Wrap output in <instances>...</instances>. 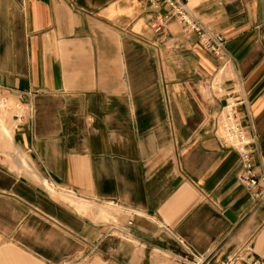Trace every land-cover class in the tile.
<instances>
[{"label": "crops", "instance_id": "obj_1", "mask_svg": "<svg viewBox=\"0 0 264 264\" xmlns=\"http://www.w3.org/2000/svg\"><path fill=\"white\" fill-rule=\"evenodd\" d=\"M187 4L227 62L146 0H0V264H264V199L211 121L240 101L264 176V0Z\"/></svg>", "mask_w": 264, "mask_h": 264}, {"label": "built area", "instance_id": "obj_2", "mask_svg": "<svg viewBox=\"0 0 264 264\" xmlns=\"http://www.w3.org/2000/svg\"><path fill=\"white\" fill-rule=\"evenodd\" d=\"M151 4V7L157 11L163 10L164 15L156 18L153 24V29L157 34H164L173 20L180 21L183 26L193 34L197 35L201 45L212 53L217 60L222 62L228 61L226 53V40L223 35L207 28L205 25L195 20L188 8L187 0H146ZM208 90L211 91L212 97L217 99L224 94L220 81L213 80L207 83ZM225 106L211 118L214 133L221 136L224 143L231 148L239 151L244 169L239 176V181L250 192H254V196L258 199H264V176H256L251 158V153L248 150V137L245 133L242 121L238 118L237 109L240 106V101L230 95H225ZM0 108L7 109L6 104L1 100ZM18 122L21 118L17 117ZM51 189H56L53 183L49 184ZM263 186L261 192H255L256 188ZM85 260L69 262L67 264H82ZM240 258H234L224 262V264H239ZM211 259L208 256L194 255L193 264H210Z\"/></svg>", "mask_w": 264, "mask_h": 264}, {"label": "rangeland", "instance_id": "obj_3", "mask_svg": "<svg viewBox=\"0 0 264 264\" xmlns=\"http://www.w3.org/2000/svg\"><path fill=\"white\" fill-rule=\"evenodd\" d=\"M1 104V100H0ZM6 118H7V112L6 109L0 108V125L2 128H7V123H6Z\"/></svg>", "mask_w": 264, "mask_h": 264}, {"label": "water", "instance_id": "obj_4", "mask_svg": "<svg viewBox=\"0 0 264 264\" xmlns=\"http://www.w3.org/2000/svg\"><path fill=\"white\" fill-rule=\"evenodd\" d=\"M229 215V214H228Z\"/></svg>", "mask_w": 264, "mask_h": 264}]
</instances>
